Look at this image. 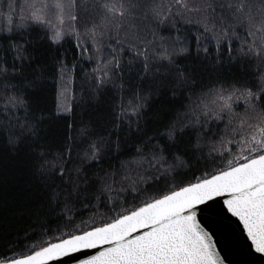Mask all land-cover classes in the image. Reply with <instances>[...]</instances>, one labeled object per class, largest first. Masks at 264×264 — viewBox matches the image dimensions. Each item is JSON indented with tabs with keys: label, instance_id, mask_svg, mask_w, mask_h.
<instances>
[{
	"label": "snow or ice",
	"instance_id": "6c2138e0",
	"mask_svg": "<svg viewBox=\"0 0 264 264\" xmlns=\"http://www.w3.org/2000/svg\"><path fill=\"white\" fill-rule=\"evenodd\" d=\"M55 7L61 26H50L49 39L59 44L66 35L74 34L78 42L82 36L91 41L96 53L90 74L94 91L115 83L114 78L125 70L135 71L143 81L154 78L163 68L165 73L174 74L178 84L187 83L190 77L177 60L190 49L179 37L173 40L170 33L165 35L170 28L179 32L178 25L194 29L197 55L203 52L207 58L206 42L210 40L217 57L226 48L229 57L253 62L256 73L251 80L189 97L185 114L159 136L166 138L167 144L137 146L131 161L123 162L119 170L97 174L98 182L81 177L84 163L99 161L100 148L95 142L79 164L71 159L70 143L65 152L53 154L40 139L43 115L30 117L25 94H0L8 143L29 145L36 170L51 189L50 198L58 201L63 196L66 215L76 199L95 200L98 205L121 210L110 222L90 230L64 233L55 238L57 242H45L38 250L33 245L22 258L5 254L0 264H50L92 249L101 250L81 264H225L212 236L197 218L198 212L206 211L224 218L212 203L219 197H226L223 205L227 213L243 226L254 251L264 256V0H95L91 9L78 0H60ZM8 8L14 11L12 3ZM81 8L90 16L94 13L90 26L85 22L83 33L77 29ZM28 21L49 23L44 9L22 15L16 27H26ZM7 31H12L11 26ZM13 51L20 58V49L14 46ZM60 71L57 111L70 114L71 70L61 63ZM6 74L7 69L0 68V75ZM136 99L132 112L138 115L143 106L138 93ZM21 110L23 119L16 115ZM85 132L81 130V134ZM186 132L195 136L188 151L198 154L197 163L211 162L214 166L220 156L225 161L223 167H214L212 173L205 169V175L195 177L194 182L179 180L180 170L189 166L184 159L187 153L173 154L169 149L176 146L178 133ZM133 201L138 204L125 207Z\"/></svg>",
	"mask_w": 264,
	"mask_h": 264
},
{
	"label": "trees",
	"instance_id": "16d2710c",
	"mask_svg": "<svg viewBox=\"0 0 264 264\" xmlns=\"http://www.w3.org/2000/svg\"><path fill=\"white\" fill-rule=\"evenodd\" d=\"M58 2L60 0H0V68L7 69L6 75H0V94H25L31 109L30 117L39 119L43 115L39 124L40 139L53 154L65 152L66 144L70 143L71 159L79 164L85 151H90V145L95 142L100 148L99 161L84 163L81 170V177L92 182H98L97 174L103 176L105 172L119 170L123 162L131 161L136 156L137 146L167 144L166 138L161 140L159 136L167 125L185 114L189 97L195 98L220 85L227 87L234 82L251 80L256 73L253 62L229 57L226 48L217 57L216 47L210 40L206 42L209 46L207 58L203 52L197 55L192 35L194 29L178 25L179 32L170 28L165 35L170 33L173 40L179 37L190 49L189 54L177 60L190 77L187 83L178 84L174 74L165 73L163 68L154 78L143 81L135 71L125 70L114 78L115 83L94 91L95 81L90 79V74L96 64V53L91 41L82 36L78 42L74 34L66 35L59 44L49 39L50 26H61L54 7ZM94 2L78 0L80 4L87 3L89 9ZM9 3L14 5V11L9 10ZM41 6L49 23L40 25L28 21L26 27H16L22 15L30 16ZM79 15L77 29L83 33L85 22L89 21L90 26L94 13L90 16L81 8ZM67 23L65 20L64 27ZM9 26L10 32L7 31ZM14 46L20 49V58H16ZM233 56H236L235 51ZM61 63L71 70L70 114L57 111ZM137 93L143 105L138 115L132 112L138 103ZM16 115L23 119V110ZM3 125L0 107V258L5 254L9 258H22L32 251L33 245L38 250L45 242H57L55 238L64 233L90 230L110 222L121 211L103 203L98 205L95 200L76 199L71 212L66 215L63 196L58 201L50 198L51 189L46 188L37 172L36 158L29 145H10ZM82 129L86 130L84 134H81ZM178 137L176 146L169 152L187 153L184 159L189 165L180 170L179 180L194 182L195 177L205 175V169L212 173L214 167H223L225 161L220 156L216 157L214 166L211 162L197 163L198 154L188 151L195 143V136L186 132L178 133ZM160 187L163 189V185ZM132 204H138V201L125 207L130 208Z\"/></svg>",
	"mask_w": 264,
	"mask_h": 264
},
{
	"label": "water",
	"instance_id": "95a60500",
	"mask_svg": "<svg viewBox=\"0 0 264 264\" xmlns=\"http://www.w3.org/2000/svg\"><path fill=\"white\" fill-rule=\"evenodd\" d=\"M226 197H219L212 202L218 211H222L224 218L218 217L213 211L198 212L197 218L201 226L212 236L217 252L225 264H264V256L256 253L251 247L243 226L239 221L227 213L223 200ZM101 249L82 250L71 253L51 261L50 264H81L91 255L97 254Z\"/></svg>",
	"mask_w": 264,
	"mask_h": 264
},
{
	"label": "bare ground",
	"instance_id": "6f19581e",
	"mask_svg": "<svg viewBox=\"0 0 264 264\" xmlns=\"http://www.w3.org/2000/svg\"><path fill=\"white\" fill-rule=\"evenodd\" d=\"M41 1V0H40ZM50 1V0H49ZM53 2V1H52ZM41 3V2H40ZM44 3V2H43ZM54 7H55V5H54ZM41 9H42V6H41ZM2 14V13H1ZM4 14V13H3ZM6 14V13H5ZM47 14V13H46ZM3 16V15H2ZM8 18V17H7ZM10 19H11V17H10ZM1 22V21H0ZM8 22H10V21H8ZM56 27V26H55ZM1 31V30H0Z\"/></svg>",
	"mask_w": 264,
	"mask_h": 264
}]
</instances>
